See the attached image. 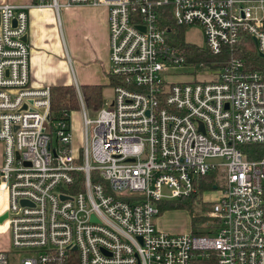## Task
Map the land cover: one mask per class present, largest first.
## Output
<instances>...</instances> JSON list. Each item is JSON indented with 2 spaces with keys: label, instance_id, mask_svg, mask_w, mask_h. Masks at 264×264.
<instances>
[{
  "label": "built area",
  "instance_id": "obj_1",
  "mask_svg": "<svg viewBox=\"0 0 264 264\" xmlns=\"http://www.w3.org/2000/svg\"><path fill=\"white\" fill-rule=\"evenodd\" d=\"M65 6L107 8L114 97L89 121L78 92L76 158L71 111L52 114L51 88L30 85L28 7L0 6V234L8 238L0 264L13 250L19 264H264V76L232 52L248 37L264 56V0ZM167 8L176 26L203 29L211 55L229 56L187 64L160 24ZM183 69L189 79L174 72ZM212 173L213 226L201 235L159 231L157 203L197 196Z\"/></svg>",
  "mask_w": 264,
  "mask_h": 264
},
{
  "label": "crops",
  "instance_id": "obj_2",
  "mask_svg": "<svg viewBox=\"0 0 264 264\" xmlns=\"http://www.w3.org/2000/svg\"><path fill=\"white\" fill-rule=\"evenodd\" d=\"M55 2L58 9L50 6L52 0H0V6L28 7L31 87L73 86L81 95V87L100 85L103 91L111 86L107 8Z\"/></svg>",
  "mask_w": 264,
  "mask_h": 264
},
{
  "label": "trees",
  "instance_id": "obj_3",
  "mask_svg": "<svg viewBox=\"0 0 264 264\" xmlns=\"http://www.w3.org/2000/svg\"><path fill=\"white\" fill-rule=\"evenodd\" d=\"M160 24L162 27L168 30L169 41L173 46L179 48L183 53L186 59L187 64L194 63H203L204 66L211 65L212 63L222 62L225 60L229 54L223 52L218 56L211 55L204 47L199 48L189 43H186L183 38V29L184 27H178L174 24L172 19L171 11L167 8L160 13ZM233 58L239 59L245 63L246 67L251 71H257L264 76V58L259 57L256 53V48L253 41L244 37L241 39L238 44L232 50ZM81 97L84 103L85 108L92 109L97 112L101 108L102 104V86L100 85H90L81 87ZM78 97L77 93L73 86H64V87H54L51 88V113L58 114L63 110L73 111L78 107ZM215 175V173L209 174L201 178L198 182L197 192H206L213 191L214 182L210 181L209 178ZM77 183L79 184L82 181L81 173L76 175ZM95 181V180H94ZM194 197L188 200H177L180 203H174L175 201H163L158 202L157 207L159 210H164L166 208L173 207H186L191 213V233L194 235H201L204 230L198 226L205 219L199 213L194 212L193 206L190 204ZM186 201V202H185ZM163 203V204H161ZM161 204V205H160ZM211 207L208 210L207 207H203V211L210 212ZM194 230V231H193ZM198 230V231H196ZM201 230V231H200Z\"/></svg>",
  "mask_w": 264,
  "mask_h": 264
},
{
  "label": "rangeland",
  "instance_id": "obj_4",
  "mask_svg": "<svg viewBox=\"0 0 264 264\" xmlns=\"http://www.w3.org/2000/svg\"><path fill=\"white\" fill-rule=\"evenodd\" d=\"M183 38L186 43L194 45L199 48L206 46L205 37L203 29L199 26H190L183 29ZM109 42V41H108ZM109 45V44H108ZM177 73L186 74L187 79L190 78L188 75L190 72L187 69L174 71ZM186 78H180V80H186ZM170 82H176L175 79L170 78ZM114 97L113 88L108 85L103 88L102 91V104L101 108H106L112 102ZM85 112L89 121H94L97 113L92 109L85 108ZM70 126H71V135H72V151L74 156L77 158L80 155L81 148L83 146L84 140V125H83V110L81 104L78 102V107L76 110L70 112ZM2 163V144L0 143V164ZM210 181L216 182L217 175H213L209 178ZM219 196V191H206L200 192L193 198V200L188 201L193 206L194 212L199 213V215L204 217V221L198 224L201 230L207 229L208 227L213 226V219L210 215V212L203 211V207L210 209L211 203L216 201ZM186 202V201H185ZM174 203H180L175 201ZM163 204V203H161ZM160 204V205H161ZM191 211L186 207H173L166 208L164 210H158L157 217L154 218L156 227L159 231H162L167 234H187L191 233ZM200 230V231H201ZM194 231V230H193ZM198 231V230H196ZM0 249H8V238L5 233L0 234ZM21 259V254L13 250L11 253L7 254L8 264H19Z\"/></svg>",
  "mask_w": 264,
  "mask_h": 264
},
{
  "label": "water",
  "instance_id": "obj_5",
  "mask_svg": "<svg viewBox=\"0 0 264 264\" xmlns=\"http://www.w3.org/2000/svg\"><path fill=\"white\" fill-rule=\"evenodd\" d=\"M13 24L15 25V22H14ZM23 41H24V42H27L26 36L23 38ZM259 57L264 58L263 55H259ZM214 188H215V187H214ZM62 198H63V197H62ZM6 216H7V215H4L3 217L0 218V224L5 220Z\"/></svg>",
  "mask_w": 264,
  "mask_h": 264
}]
</instances>
